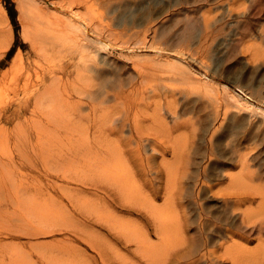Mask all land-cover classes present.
I'll return each mask as SVG.
<instances>
[{"label": "rangeland", "instance_id": "1", "mask_svg": "<svg viewBox=\"0 0 264 264\" xmlns=\"http://www.w3.org/2000/svg\"><path fill=\"white\" fill-rule=\"evenodd\" d=\"M67 3L68 0H0L1 28L4 31L2 37L5 36V39L0 40V107L25 98V84H48L56 78L55 84L66 98L65 102L59 98L62 102L60 106L70 123L77 121L72 118V107L75 106L76 113L81 112L85 116L80 124L84 128L92 124L87 118L88 107L85 104L79 105L77 100L80 95L76 94L72 86L77 72L87 73L86 66H90L91 62L82 58L81 49L74 47L72 39L69 47L53 46L49 41H40L36 44V50H33L28 38L38 31L37 27L49 26L46 21H56L57 14L62 16L59 13L63 11V7L78 13L81 20L88 23L90 34L104 42L103 49L98 51L97 56V59L104 61L99 64L102 78L98 82L101 83L100 87L97 85L94 88L95 94L103 96L108 91L126 96L127 93L123 92L128 91L130 85L135 83L138 86L136 92L145 95V104H135L130 110L123 104L125 100L111 99V102L104 105L106 111L114 113L108 126L120 125L128 114L135 115L138 111L146 121L143 125L145 139L157 141V148L154 149L150 143L134 137L129 139L132 141L131 147L123 151L128 157L129 150L132 149L137 152L138 159L151 162L153 168L148 177L154 185H158L159 192L149 196V199L162 205L170 196L165 189H169V186L174 187L173 193L179 194L175 190V180L168 185L165 173L161 177L156 173L161 170L164 161L177 160L176 163L182 170L178 182L184 188L177 202L183 201L188 207L186 211L192 222L189 228L191 236L196 237L201 232L199 228L204 226L208 233L224 229L229 221V210L221 193L214 195L210 187L215 191L220 188V192L228 189L226 161L231 156L228 150L232 143L245 135L248 125L241 123L242 125L236 126L233 116L216 119L214 105L212 101L208 102L213 100L210 98L214 95L213 92L207 93L193 81L195 77L179 73L169 65L157 67L150 60L154 57L161 58L164 50L173 51L175 56L180 53L183 61L191 65L198 74L210 77L218 89L224 84L232 89L241 88L247 101L263 107L264 0H90L87 5L71 8H68ZM40 10L45 16L41 20H35ZM26 20L30 22V26L27 32H23L22 22ZM156 49L162 52H155ZM54 68L58 72L55 73ZM51 70L54 76L50 74ZM89 72L92 75L97 73L95 67H90ZM137 74H142V78L139 79ZM19 75L21 79L17 89L16 79ZM83 100L86 101V98ZM169 104H172V109ZM155 115L159 122L153 120ZM241 115L253 122V136L261 143L252 152L255 154L264 147L263 117L254 109ZM31 116L29 109L9 122H0V156L12 159L13 171L17 177L24 174L34 185L43 190L48 189L50 195L60 197L73 216L80 219L78 223L85 230L86 236L111 241L119 255L110 258L112 263L105 264H123L121 258L124 256L130 259L135 255L132 252L134 249L128 248L121 240H111L103 227L84 225L93 224L89 218L92 216L82 207L80 212L72 209L68 199V194L74 193L79 188V183L62 175V170L67 167L65 161L72 158L68 157L71 151L64 144L59 146L51 140L45 142L37 139L29 124L34 119ZM131 135V126L126 125L123 133L108 135L102 144L117 147L118 150L115 142L120 140V136L126 139ZM176 142L181 146L179 153L172 150ZM37 146L42 147L33 151V147ZM259 157L264 156L259 154ZM4 172L9 175V170L4 164H0V183L4 180ZM136 181V185L140 187L145 183L140 176ZM98 194L100 197L104 196L103 193ZM109 211L116 213L119 219L126 220L129 226L148 225L145 214H128L119 206H112ZM0 213L3 214L0 216V239L3 237L0 255L4 258V264H10L9 251L15 252L18 248L24 250V246L28 250L30 244L26 242L29 240V243L50 242L54 238L66 236L57 231L38 239L8 237L5 230L14 222L10 221L7 210H1ZM239 223L237 218V224ZM148 232L152 233L150 226ZM207 232L201 234L198 246ZM151 233L150 240L158 242L157 237ZM220 236V232L216 233V241L226 240L223 235L222 239ZM256 244L254 242L252 246ZM53 245L43 247V250H30L32 254L29 255L24 252L25 258L27 257L25 264H53L54 260L50 256L56 255L57 261L63 255ZM74 245L83 249L84 261L88 258L87 264H104L88 244L77 239ZM107 253H110L108 249ZM63 257L69 263L73 260L72 256L68 259L67 256Z\"/></svg>", "mask_w": 264, "mask_h": 264}, {"label": "bare ground", "instance_id": "2", "mask_svg": "<svg viewBox=\"0 0 264 264\" xmlns=\"http://www.w3.org/2000/svg\"><path fill=\"white\" fill-rule=\"evenodd\" d=\"M89 1L68 0L67 5L68 8L84 6ZM63 8L59 13L62 16L57 14L56 21H46L49 26L37 27L38 31L28 38L33 50H36V44L40 41H49L53 46L69 47L72 39L74 47L81 49L82 58L91 62L90 66H86L87 73L77 72L72 86L76 94L80 95L77 100L79 105L85 104L88 107L87 118L92 124L85 128L80 124V120L85 119V116L81 112L76 113L75 106L72 107V118L77 121L70 123L60 106L62 103L60 99L65 102L66 98L56 86V78L48 84L46 82L35 86L25 84L27 96L17 102L2 105L0 122L3 120L9 122L30 109L31 117L34 119L29 124L37 139L45 142L51 140L53 144L59 146L64 144L65 148L71 151L68 157L72 158L69 161L64 160L67 167L62 170L63 177L79 183V188L74 193L68 194L71 207L79 212L82 207L90 213L92 217L89 218L93 224L84 223L85 226L103 227L108 231L111 240H121L128 248L134 249L132 252L135 255L130 259L124 256L121 258L123 264H264V157H259V154L264 156V147L252 154L261 143L253 136L251 128L253 122L241 115L249 109H254L264 121V106L253 105L247 101L241 88L232 89L224 84L225 87L218 89L210 77L206 74H198L191 65L183 61L180 53H176L175 56L173 51L164 50L161 53V50L156 49L155 52L161 53V58L154 57L150 60L157 67L169 65L179 73L195 77L193 81L203 87L207 93L213 92L214 95L210 96L213 100L208 102L212 101L214 105L216 119L233 116V123L236 126L241 123L248 125L245 135L232 143L228 150L231 154L226 161L228 189L220 192V188L215 191L210 187L214 195L221 193L224 204L229 210L227 226L209 233L204 226L199 228L201 232L193 237L189 230L192 222L186 211L188 207L183 201L177 202L184 189L178 182L182 170L176 163L177 160L164 161L161 170L156 173L160 177L165 173L168 185L175 180L177 185L175 190L179 194L172 192L173 186H169V189L166 187L170 196L162 205H157L149 199V196L157 195L159 192L158 185H154L148 177L153 168L151 162L138 159L137 152L132 149L129 150L128 157L123 152L131 147L132 141L129 139L134 137L150 143L154 149L157 148V141L144 137L146 132L143 125L146 121L141 113L136 111L135 115L128 114L120 125L108 126L114 113L106 111L104 104L111 102V99L125 100L123 104L127 110H130L135 104H145L144 93L136 92L138 86L133 83L128 91L123 92V94L127 93L126 96H122L119 92L108 91L103 96L95 94L94 88L97 85L100 87L101 83L98 82L102 78V68L99 64L104 61L97 59V56L98 51H102L104 42L90 34L88 23L82 21L78 13ZM41 12L43 11H39L35 20L44 18L45 15ZM1 15L2 12H0V40L5 39V36L2 37L4 31L1 28ZM29 26L28 20L22 22L23 32H27ZM129 49L133 51L131 47ZM90 67H95L96 75L89 72ZM53 70L55 73L58 72V69ZM53 70L50 71L52 76H54ZM26 72L28 73L29 70ZM21 75L16 79L17 89ZM141 75L137 74V77L141 79ZM84 97L86 101L83 100ZM171 105L169 104L170 109H172ZM230 107H233V110H230ZM153 117L154 121L159 122L156 115ZM126 125L131 126L132 135L126 139L120 136V140L115 142L118 150L117 147L102 144L103 139L108 135L123 133ZM40 147L42 146L33 147V151ZM180 148L181 146L176 142L172 150L179 153ZM0 164H4L9 170V175L4 172V180L0 183V211L7 210L10 213V221L14 222L5 230V235L13 238L24 236L29 239H38L57 231L66 235L54 238L50 242L29 243L31 242L29 240L26 242L30 244L28 250L24 246V250L18 248L15 252H8L10 264H25L27 257L25 258L24 252L29 255L32 254L30 250H43V247L53 244L60 253H63L60 256L62 261L59 260L60 258L56 261L58 258L56 255L50 256L54 260L53 264H87L88 258L84 261L83 249L74 245L77 239L88 244L104 264L112 263L110 258L119 255L110 240L86 236L85 230L78 223L80 219L73 216L70 208H66L60 197L50 195L48 189L43 190L34 185V182L28 181L24 174L23 177L21 174L17 177L13 171L12 159L8 160L5 157L3 159L0 156ZM138 176L145 180L142 187L136 185ZM97 192L103 193L104 196L100 197ZM112 206H119L128 214H145L148 217V225L129 226L126 220L119 219L116 213L109 211ZM82 208L81 212L84 213ZM0 216L3 214L0 213ZM237 218L240 220L239 225ZM149 226L152 233L148 232ZM204 231L207 235L202 237L201 245L198 246V240ZM218 232L221 234L220 238L222 239L223 235L226 240L216 241ZM150 233L157 237L158 242L150 240ZM2 239L3 237L0 242ZM254 242L257 244L252 246ZM107 249L110 251L109 254ZM63 256H67V259L72 256V262L69 263ZM3 261L4 258L0 255L2 264ZM42 262L44 263L43 260Z\"/></svg>", "mask_w": 264, "mask_h": 264}]
</instances>
